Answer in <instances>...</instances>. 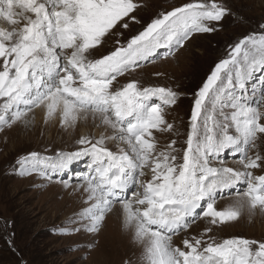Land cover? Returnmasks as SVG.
Masks as SVG:
<instances>
[{
  "label": "snow or ice",
  "instance_id": "obj_1",
  "mask_svg": "<svg viewBox=\"0 0 264 264\" xmlns=\"http://www.w3.org/2000/svg\"><path fill=\"white\" fill-rule=\"evenodd\" d=\"M138 7L135 0H0V128L29 124L28 114L39 108L45 123L58 119L62 127H75L91 114L94 122L99 117L96 127L113 130L82 135L74 151L20 157L21 174L36 171L51 180L88 158L77 178L86 194L87 207L78 214L83 230L99 233L119 203L122 229L140 249L135 264H264V239L215 232L246 209L264 214V92L254 102L243 95L252 72L264 69V32L236 42L193 93L185 146L172 139L161 148L155 133L176 131L166 109L181 93L136 79L114 82L158 50L171 55L192 34L214 31L211 22L228 9L218 0H187L97 57L136 19L130 14ZM109 141L118 142L117 150ZM226 155L239 167L228 166ZM226 193L236 199L218 208ZM199 219L207 221L203 232L186 236L182 247L174 244L173 237Z\"/></svg>",
  "mask_w": 264,
  "mask_h": 264
},
{
  "label": "rangeland",
  "instance_id": "obj_2",
  "mask_svg": "<svg viewBox=\"0 0 264 264\" xmlns=\"http://www.w3.org/2000/svg\"><path fill=\"white\" fill-rule=\"evenodd\" d=\"M135 2L140 7L130 15L136 19L125 18L128 28H121L111 36L95 53L97 57L107 54L116 46L117 40L124 42L137 34L160 12L170 11L187 0ZM218 2L228 9V13L221 21L211 22L214 31L192 34L183 47L174 49L171 55H164L167 49L158 50L159 55L154 59L114 82L119 86L136 79L145 86H167L181 93L177 104L166 109L167 119L174 123L176 131L155 133L161 148L172 139L177 140V147L185 146L183 141L188 131L193 93L202 86L215 65L227 58L236 42L247 35L264 32L261 28L264 25V0ZM236 91L238 95L241 93L239 88ZM262 92L264 69H257L246 80L243 95L249 102H254L261 98ZM261 111H264V103ZM27 119L31 121L27 125L17 122L11 127L0 128V264H125V261L135 264L140 249L133 244L131 233L122 229L120 219L111 216L112 212L106 216L99 233L83 230L78 214L87 207L84 203L86 194L78 188L81 181L77 178L86 172L88 158L82 166H78L81 159L71 166L70 171L53 174L51 180L36 171L22 175L17 164L20 157L31 152L54 156L57 152L74 151L79 147L76 142L82 135L98 137L102 132L110 135L113 130L96 127L99 118L94 122L90 114L87 121L81 120L75 127H62L58 119L45 123L44 113L39 108L30 112ZM117 143L109 141L108 147L115 151ZM260 151L264 154V143L260 144ZM226 163L239 167L237 159L232 156L226 155ZM257 174L261 173L258 171ZM146 179L150 176L140 177L141 181ZM63 181H68L70 186L65 187ZM135 190H141L139 185ZM235 199L234 195L226 193L218 199L217 207L223 208ZM113 211L121 213L119 203ZM206 226V219L197 220L186 231L173 237L174 244L182 247L186 235L189 237L191 232L199 235ZM215 232L222 238L264 239V214L258 210L250 214L246 209L239 220L223 225Z\"/></svg>",
  "mask_w": 264,
  "mask_h": 264
},
{
  "label": "bare ground",
  "instance_id": "obj_3",
  "mask_svg": "<svg viewBox=\"0 0 264 264\" xmlns=\"http://www.w3.org/2000/svg\"><path fill=\"white\" fill-rule=\"evenodd\" d=\"M90 116H91V114H90ZM99 117H97L96 119H98ZM22 127V126H21ZM86 160V158H82V160L79 162V164H78V166H82L83 164H85V161ZM77 166V165H76ZM111 216H114L115 217V219H120V223H121V225H122V216H121V213H119L118 211H112V213H111ZM194 231V230H193ZM188 233V232H187ZM190 233V232H189ZM192 235H198V233H194V234H192V232H191V234L189 235V237L190 236H192ZM187 236V235H186ZM185 236V237H186ZM174 239V238H173ZM178 240V239H177ZM176 241V240H175Z\"/></svg>",
  "mask_w": 264,
  "mask_h": 264
}]
</instances>
